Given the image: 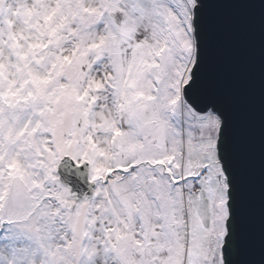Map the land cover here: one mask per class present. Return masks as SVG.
Instances as JSON below:
<instances>
[{"label": "snow or ice", "instance_id": "6c2138e0", "mask_svg": "<svg viewBox=\"0 0 264 264\" xmlns=\"http://www.w3.org/2000/svg\"><path fill=\"white\" fill-rule=\"evenodd\" d=\"M0 264H264V0H0Z\"/></svg>", "mask_w": 264, "mask_h": 264}, {"label": "water", "instance_id": "95a60500", "mask_svg": "<svg viewBox=\"0 0 264 264\" xmlns=\"http://www.w3.org/2000/svg\"><path fill=\"white\" fill-rule=\"evenodd\" d=\"M70 167H71L70 162L66 160L64 162V165L62 166V171H64L67 168H70ZM80 171L82 173L81 180L82 181H86L87 180V172L85 170H83V169H81Z\"/></svg>", "mask_w": 264, "mask_h": 264}]
</instances>
